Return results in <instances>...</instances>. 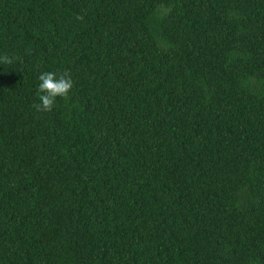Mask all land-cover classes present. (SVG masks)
Instances as JSON below:
<instances>
[{"label":"trees","instance_id":"obj_1","mask_svg":"<svg viewBox=\"0 0 264 264\" xmlns=\"http://www.w3.org/2000/svg\"><path fill=\"white\" fill-rule=\"evenodd\" d=\"M4 55L0 264H264V0H0Z\"/></svg>","mask_w":264,"mask_h":264},{"label":"clouds","instance_id":"obj_2","mask_svg":"<svg viewBox=\"0 0 264 264\" xmlns=\"http://www.w3.org/2000/svg\"><path fill=\"white\" fill-rule=\"evenodd\" d=\"M0 64L13 65L14 60L4 55L0 57ZM38 80L37 94L40 102L33 104L38 112L52 111L55 99L57 97L67 98L74 86V81L67 70L60 74L52 71L42 72L39 74Z\"/></svg>","mask_w":264,"mask_h":264}]
</instances>
